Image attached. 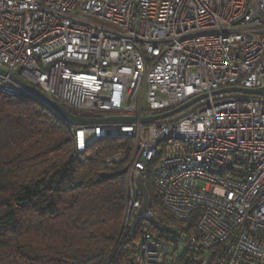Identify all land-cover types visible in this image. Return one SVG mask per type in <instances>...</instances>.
I'll list each match as a JSON object with an SVG mask.
<instances>
[{
    "label": "built area",
    "instance_id": "obj_1",
    "mask_svg": "<svg viewBox=\"0 0 264 264\" xmlns=\"http://www.w3.org/2000/svg\"><path fill=\"white\" fill-rule=\"evenodd\" d=\"M0 70V94L45 105L75 152L134 139L124 226L152 219L139 176L176 224L142 228L133 264H264V97L212 94L264 88V0H0ZM21 83L78 118L134 120L72 123Z\"/></svg>",
    "mask_w": 264,
    "mask_h": 264
},
{
    "label": "trees",
    "instance_id": "obj_2",
    "mask_svg": "<svg viewBox=\"0 0 264 264\" xmlns=\"http://www.w3.org/2000/svg\"><path fill=\"white\" fill-rule=\"evenodd\" d=\"M134 149L105 138L77 153L45 105L0 94V264H133L142 228L162 236L176 224L146 176L152 219L124 226Z\"/></svg>",
    "mask_w": 264,
    "mask_h": 264
},
{
    "label": "water",
    "instance_id": "obj_3",
    "mask_svg": "<svg viewBox=\"0 0 264 264\" xmlns=\"http://www.w3.org/2000/svg\"><path fill=\"white\" fill-rule=\"evenodd\" d=\"M0 72H3L2 70H0ZM21 85L26 88V90L31 93L32 95H34L36 98L40 99L41 101H43L45 104H47L49 107H51L54 111L60 113L66 120H68L69 122L72 123H76V124H85V123H90V122H100V121H104V122H128V121H133V118H106V119H84V118H78L75 117L73 115H71L70 113H68L67 111H65L64 109H62L61 107H59L58 105H56L55 103L49 101L48 99H46L41 93H39L37 90L33 89L32 87H30L29 85L25 84V83H21ZM222 92H242V93H251V94H256L259 96H263L264 97V88H256V89H250V88H243V87H227V88H222L216 91H213L212 94H217V93H222ZM206 96V94L198 96L196 98H193L192 100L184 103L183 105H181L180 107H178L177 109L165 113V114H161V115H157V116H152V117H145V118H141V121H150V120H155V119H159V118H164L168 115H171L175 112H178L184 108H187L188 106H190L191 104H193L195 101L202 99ZM136 184L137 187L140 191L141 197H142V204L140 207L139 212L143 213L144 211H147L148 209H150L151 206V202H150V198H149V194L146 188V185L144 183V180L141 176H139L136 179Z\"/></svg>",
    "mask_w": 264,
    "mask_h": 264
}]
</instances>
